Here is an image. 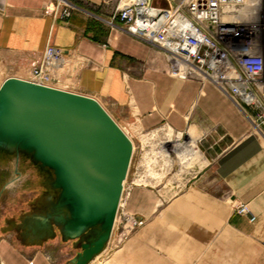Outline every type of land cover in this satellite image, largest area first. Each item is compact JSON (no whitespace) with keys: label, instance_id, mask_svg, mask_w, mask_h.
<instances>
[{"label":"crops","instance_id":"0c3cea01","mask_svg":"<svg viewBox=\"0 0 264 264\" xmlns=\"http://www.w3.org/2000/svg\"><path fill=\"white\" fill-rule=\"evenodd\" d=\"M49 1L0 0V84L27 79L30 60L48 43L63 47L71 56L61 88L95 97L133 139L118 211L143 222L86 264H264V136L248 116L213 83L172 75L156 46L110 27L104 19L118 0H72L77 8L57 19L45 12ZM175 170L185 172L177 189ZM0 171L6 189V162ZM234 201L250 214L234 213ZM119 227L117 219L113 233ZM20 234L0 231V264H74L81 250Z\"/></svg>","mask_w":264,"mask_h":264},{"label":"water","instance_id":"95a60500","mask_svg":"<svg viewBox=\"0 0 264 264\" xmlns=\"http://www.w3.org/2000/svg\"><path fill=\"white\" fill-rule=\"evenodd\" d=\"M3 149L52 171L55 206L70 230L64 237L81 240L73 263L86 264L112 233L133 156L130 137L95 97L9 76L0 84Z\"/></svg>","mask_w":264,"mask_h":264},{"label":"built area","instance_id":"2783aa9c","mask_svg":"<svg viewBox=\"0 0 264 264\" xmlns=\"http://www.w3.org/2000/svg\"><path fill=\"white\" fill-rule=\"evenodd\" d=\"M75 8L72 0H50L45 12L54 19L67 18ZM104 20L159 48L172 75L213 83L264 136V0H173L167 8L149 0H118ZM70 56L69 50L48 43L30 60L27 79L61 88ZM121 128L133 142L130 128ZM232 208L236 214H250L247 203L234 201ZM117 219L118 242L143 222L119 211L115 223ZM112 236L113 230L106 244Z\"/></svg>","mask_w":264,"mask_h":264},{"label":"rangeland","instance_id":"374dc122","mask_svg":"<svg viewBox=\"0 0 264 264\" xmlns=\"http://www.w3.org/2000/svg\"><path fill=\"white\" fill-rule=\"evenodd\" d=\"M2 72L0 67V81L3 78ZM118 122L121 126H125L120 120ZM130 127L133 128L132 125ZM161 131L166 132L167 130L164 127L161 128ZM4 162L11 171H9V175L7 174V188H0V218L3 211L6 210L7 212L5 224L0 225V231H7L14 236L27 233L28 240L39 241L41 246H80L81 240L64 237L62 233L63 223L56 220L58 210L55 204L59 190L52 187L54 178L52 171L41 167L23 152L1 150L0 165ZM131 164L127 175L130 178L132 176ZM173 173L172 178L175 179L174 185L176 186L174 189H177L185 178V172L184 170H175ZM5 177L4 171H0V183L4 181ZM5 201L7 208L4 204ZM38 214L50 222L54 231L53 235L47 236V231L35 230L33 225H30L29 222ZM119 232L120 227L114 231L112 239L109 241L111 246H116L123 241L118 242Z\"/></svg>","mask_w":264,"mask_h":264},{"label":"bare ground","instance_id":"6f19581e","mask_svg":"<svg viewBox=\"0 0 264 264\" xmlns=\"http://www.w3.org/2000/svg\"><path fill=\"white\" fill-rule=\"evenodd\" d=\"M101 104H103V103H101ZM9 146H10L9 148H11V149L15 148L13 143L9 144ZM61 218L62 217L60 215L56 216V220H58V222L62 221ZM29 223H30V225L31 224L33 225V227H34L35 230H39L41 232H43V231H49L50 233H52L51 226L48 223V221H46L45 219L36 218V219H32ZM62 233L64 234L65 237H68L70 235V230L67 228V226L65 224H63V226H62Z\"/></svg>","mask_w":264,"mask_h":264}]
</instances>
